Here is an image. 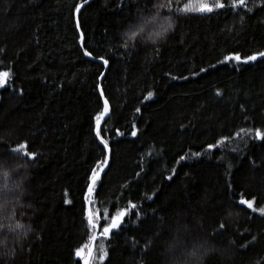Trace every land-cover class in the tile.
<instances>
[{"label":"trees","instance_id":"trees-1","mask_svg":"<svg viewBox=\"0 0 264 264\" xmlns=\"http://www.w3.org/2000/svg\"><path fill=\"white\" fill-rule=\"evenodd\" d=\"M81 1L0 0V264H84L88 185L108 159L99 59L111 159L92 193L91 264H264V0H92L83 45ZM204 2L213 11L184 10ZM237 54L258 58L225 61Z\"/></svg>","mask_w":264,"mask_h":264},{"label":"snow or ice","instance_id":"snow-or-ice-1","mask_svg":"<svg viewBox=\"0 0 264 264\" xmlns=\"http://www.w3.org/2000/svg\"><path fill=\"white\" fill-rule=\"evenodd\" d=\"M85 2H87V0H85ZM244 4H245V0H233V6H240V5H244ZM214 7L215 8H222V7H224V4L221 3L220 0H214ZM184 10L185 11H193L194 10V11H199V12H211V11H213V5H209L208 3L204 2V3H201L199 5V7H195V8L186 7ZM79 11H80V6H78L76 8V12L79 13ZM149 23H155V22H153V21H144V22H142V24L137 29H134L133 31L130 32L129 39L134 38L138 33H143L145 27ZM159 26H160V31H157V32L153 33L154 35H157V36L160 35L161 31H166L167 27H170L171 25L168 24L167 27H166L163 23H161V24H159ZM81 39L83 40V36L82 35H81ZM85 55L86 56H90L91 54L88 53V52H85ZM259 55L260 56H264V52L260 53ZM257 58L258 57L256 55H253V56H249L246 60L241 61V57L237 54V55H234V56L226 57L225 61L234 60L236 62L247 63L249 61H255V60H257ZM103 63H104V65H107L108 61L107 60H103ZM9 77H10V73L9 72H0V88L4 87V85L6 84V82H7ZM101 95H103L102 91H101ZM217 95H219V92L217 93ZM151 96H152V93H149L148 97H146V99H150ZM108 111H109L108 101L105 99L104 100V110L99 116L96 117V136L98 138H100L101 143L104 145V148L106 150L108 149V143H107L106 140H104L101 137L100 123H101V119L108 113ZM241 132H245V130L242 129ZM132 135L133 136L136 135L135 131L132 132ZM255 136L257 138H264V134H262L259 129L256 130ZM212 147H214V146H212V145L209 146V148H212ZM26 148H27L26 143H22L16 149H14V151L17 152V153H21V154H23L25 156L34 155V154L27 153ZM106 165H107V158H105L102 163H98L97 167L92 170V176L90 178L91 182L88 185V200H89V203L92 202V193L95 190L97 181L100 179V173L104 170V167ZM169 178H171V177H169ZM239 202L241 204L246 205L248 208L253 209L254 211H256V209H254V207H253L254 201L241 199ZM136 208H137L136 204H130V207L125 208L124 210H121V211L117 212L115 215H113L111 217V219L108 222L107 226L103 228V231L100 233V235L102 237H104L105 239H107L109 237V235L112 233L113 230H116V229L120 228V226L124 222L125 217L130 214L131 210H134ZM259 211L262 214H264V208L259 209ZM105 219H107V217H105ZM96 223H97V219H94L93 214H92V210L89 209L88 224H89L90 227L95 228L96 227ZM20 227H22V226L19 225V224L15 225V228H20ZM92 239H93V242H94L95 239H96V236L94 235L92 237ZM82 253H83V249H80V250L77 251L76 255L77 256H81ZM104 255H106V253L101 255V257H100L101 261L103 260ZM88 257H89V259H85L84 260V264H91V260L94 259L93 252L91 250L88 252Z\"/></svg>","mask_w":264,"mask_h":264},{"label":"water","instance_id":"water-1","mask_svg":"<svg viewBox=\"0 0 264 264\" xmlns=\"http://www.w3.org/2000/svg\"><path fill=\"white\" fill-rule=\"evenodd\" d=\"M92 0H87V2H85V0H82L81 1V3H80V11H79V13H75V17H76V22H77V25H78V29H79V31H80V33H81V35L83 36V31H82V28H81V23H80V13H81V11H82V9L84 8V6H86L89 2H91ZM82 5V6H81ZM82 45H83V40H82ZM87 52V51H86ZM90 57L91 58H93V59H96L93 55H90ZM100 61H102L103 62V60H105V59H99ZM108 65L109 64H107L106 65V70L108 69ZM106 70L104 71V73L102 74V76H101V78H100V86H99V88H100V91H102V93H103V86H102V82H103V78H104V75H105V73H106ZM103 97H104V100L106 99V97L104 96V94H103ZM107 100V99H106ZM108 101V100H107ZM108 106H109V111H108V113L101 119V123H100V128H101V125H102V123L104 122V120L110 115V111H111V106H110V103L108 102ZM110 159H111V152H110V148H109V146H108V159H107V165L104 167V170L100 173V175L108 168V166H109V163H110ZM89 209H91L92 210V207H91V203H89ZM97 226V230H96V232H95V236H96V239H95V241L93 242L92 241V243H91V246H90V249H89V251L91 250L92 252H93V254H94V251H95V248H96V244H97V241H98V236H99V226L98 225H96ZM88 251V252H89ZM85 259H89V257H88V253H87V256H86V258ZM92 261V260H91Z\"/></svg>","mask_w":264,"mask_h":264},{"label":"clouds","instance_id":"clouds-1","mask_svg":"<svg viewBox=\"0 0 264 264\" xmlns=\"http://www.w3.org/2000/svg\"><path fill=\"white\" fill-rule=\"evenodd\" d=\"M163 24L166 27H167L168 24H170L171 26L170 27H167V30L166 31H161L160 32V35L157 36V35H154L153 33L157 32V31H160V26H158V28L156 29V31L153 32L151 35H149L147 37L148 42L153 43V44H156V43L162 42L166 38L168 32L172 29V27L174 25L170 21H168L167 19L164 20ZM191 255L193 257H196L197 256V253L195 251H193Z\"/></svg>","mask_w":264,"mask_h":264}]
</instances>
